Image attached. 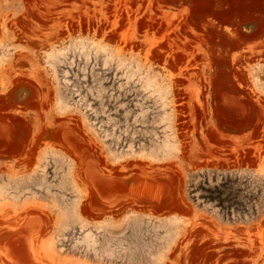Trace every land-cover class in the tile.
I'll use <instances>...</instances> for the list:
<instances>
[{
	"label": "rangeland",
	"instance_id": "1",
	"mask_svg": "<svg viewBox=\"0 0 264 264\" xmlns=\"http://www.w3.org/2000/svg\"><path fill=\"white\" fill-rule=\"evenodd\" d=\"M0 264H264V0H0Z\"/></svg>",
	"mask_w": 264,
	"mask_h": 264
}]
</instances>
